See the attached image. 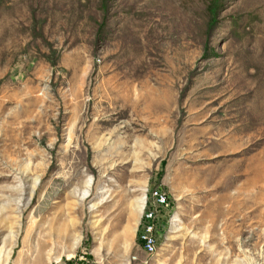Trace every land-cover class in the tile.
Instances as JSON below:
<instances>
[{
    "label": "rangeland",
    "instance_id": "obj_1",
    "mask_svg": "<svg viewBox=\"0 0 264 264\" xmlns=\"http://www.w3.org/2000/svg\"><path fill=\"white\" fill-rule=\"evenodd\" d=\"M0 264H264V0H0Z\"/></svg>",
    "mask_w": 264,
    "mask_h": 264
},
{
    "label": "built area",
    "instance_id": "obj_2",
    "mask_svg": "<svg viewBox=\"0 0 264 264\" xmlns=\"http://www.w3.org/2000/svg\"><path fill=\"white\" fill-rule=\"evenodd\" d=\"M168 207L167 196L159 189L146 190L142 196L141 217L139 219L138 242L141 249L153 256L157 252L158 231Z\"/></svg>",
    "mask_w": 264,
    "mask_h": 264
},
{
    "label": "bare ground",
    "instance_id": "obj_3",
    "mask_svg": "<svg viewBox=\"0 0 264 264\" xmlns=\"http://www.w3.org/2000/svg\"><path fill=\"white\" fill-rule=\"evenodd\" d=\"M87 194H88L87 192L83 193L82 198H85ZM142 196H143V195H142ZM141 206H142V197H141V199L139 200V208H140V212H141Z\"/></svg>",
    "mask_w": 264,
    "mask_h": 264
},
{
    "label": "crops",
    "instance_id": "obj_4",
    "mask_svg": "<svg viewBox=\"0 0 264 264\" xmlns=\"http://www.w3.org/2000/svg\"><path fill=\"white\" fill-rule=\"evenodd\" d=\"M125 250H128L127 246H126V249Z\"/></svg>",
    "mask_w": 264,
    "mask_h": 264
}]
</instances>
